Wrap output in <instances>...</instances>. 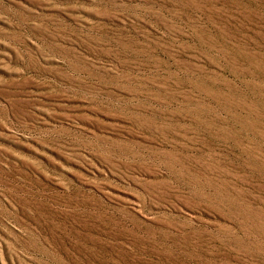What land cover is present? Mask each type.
Returning a JSON list of instances; mask_svg holds the SVG:
<instances>
[{
  "label": "rangeland",
  "instance_id": "obj_1",
  "mask_svg": "<svg viewBox=\"0 0 264 264\" xmlns=\"http://www.w3.org/2000/svg\"><path fill=\"white\" fill-rule=\"evenodd\" d=\"M0 264H264V0H0Z\"/></svg>",
  "mask_w": 264,
  "mask_h": 264
}]
</instances>
